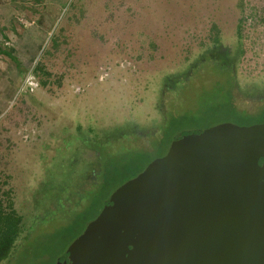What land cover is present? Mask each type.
I'll list each match as a JSON object with an SVG mask.
<instances>
[{"label": "rangeland", "instance_id": "obj_1", "mask_svg": "<svg viewBox=\"0 0 264 264\" xmlns=\"http://www.w3.org/2000/svg\"><path fill=\"white\" fill-rule=\"evenodd\" d=\"M240 20L244 53L233 71L206 68L180 93L159 97L163 75L210 47L214 22L223 36L217 52L230 53ZM0 43L23 64L0 52V195L13 189L25 224L1 264H56L102 210L95 196L111 195L143 165L102 188L111 164L136 148L156 158L163 115L200 116L196 128L250 124L264 107V98L251 100L264 97V0H0ZM38 63L49 77L35 73ZM228 88L250 117L204 114ZM122 124H139L138 135L109 145L99 161L88 140Z\"/></svg>", "mask_w": 264, "mask_h": 264}, {"label": "water", "instance_id": "obj_2", "mask_svg": "<svg viewBox=\"0 0 264 264\" xmlns=\"http://www.w3.org/2000/svg\"><path fill=\"white\" fill-rule=\"evenodd\" d=\"M56 264H264V121L178 132Z\"/></svg>", "mask_w": 264, "mask_h": 264}, {"label": "trees", "instance_id": "obj_3", "mask_svg": "<svg viewBox=\"0 0 264 264\" xmlns=\"http://www.w3.org/2000/svg\"><path fill=\"white\" fill-rule=\"evenodd\" d=\"M242 27H243V23L242 20H240L237 25V38H233L234 41L230 49L231 52L228 53L226 50L220 51L221 53H223L221 54L217 52V49L221 47V40L223 39L222 31L219 25L217 24V22H214L212 24L210 37H209L210 43L208 45L210 47L205 51V53L201 51L202 53H200L197 56V58L191 60L189 63L187 64L182 63L181 65H179L175 70L171 71V74L169 73V75H165V76L163 75L160 78L159 83L157 84L159 97L163 99L164 96L167 95L168 93H173V94L180 93L182 91L183 86L189 80H191L194 76H196L198 72H201L206 68L217 69L218 71L221 72L233 71L235 66L237 65L238 59L244 53L242 46V37H243ZM53 42L56 46L58 45V42L56 40H54ZM154 42L155 41H153L152 43L154 44ZM15 51L16 50L11 45L5 46L3 48V46L0 43V52L10 56L17 63L19 67H22L23 64L16 56ZM34 70L35 73H42L43 75H45L44 77H49L51 75V72H49L43 64L38 63L35 66ZM224 94L227 96L226 100L223 101L222 103H219L220 105L217 104L216 106L210 107L209 109H207L206 112H204V114L212 113V112H229L230 114L239 115L244 118H247L245 116L248 117L251 116V114L239 110V106L237 104L236 98L233 96V93L231 92V88H228L227 92L226 93L224 92ZM263 98L264 97L262 93H256V95L252 96L251 100L262 101ZM162 113L163 112H161V114ZM163 116H164L163 120L164 122L166 121L167 126L165 130H163V132H160L162 133L161 134L162 136L157 140L155 144L157 155L154 157H159L164 155L168 151L174 135H176L178 132L184 129L194 128L195 126H190V124H195L196 120H200V118H202L200 116L198 117L196 115H191V113H184L180 115L177 113H173L171 115L166 114ZM263 121H264V107L261 111L260 117L258 119H255L254 122H263ZM139 128H140L139 124H134V126L122 124L118 127H115L111 131H108L109 133L104 135V140L103 139L94 140L93 138V139H89L88 143L98 153L99 161H102L104 160L102 151H105V149H107L109 145L119 146L123 144L125 138H128L132 135L137 136L138 135L137 129ZM92 131H94V128H92ZM157 134L159 133L157 132L154 133V135ZM113 152H117V150ZM132 152L133 155H131L129 158L123 160L121 159L122 161H115V163L111 164L113 165L114 170L109 169L108 171L107 170L105 171L104 173L105 178L102 188H106L107 184L114 180V178H112L113 176H116L118 173L125 170L130 165L136 166L139 163L143 164L139 170L140 173L149 164V162L153 160V157H150L149 150L147 149L136 148V151L132 150ZM136 175L137 174L133 175V177ZM6 183H8V181H5V184ZM1 190L2 188L0 187V191ZM110 193L107 195H100L99 193L98 195L95 196V198L100 196L101 197L100 202H102L103 200V204H104V199H106L110 195ZM24 231H25L24 215H22L15 207L13 189L11 187L7 188L3 190L2 194L0 195V264L6 261L11 256L13 250L16 248L18 240L21 238Z\"/></svg>", "mask_w": 264, "mask_h": 264}]
</instances>
